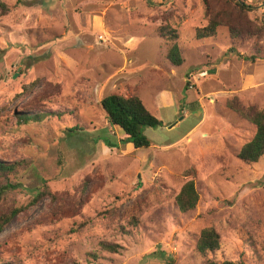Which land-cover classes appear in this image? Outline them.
<instances>
[{"label":"rangeland","instance_id":"1","mask_svg":"<svg viewBox=\"0 0 264 264\" xmlns=\"http://www.w3.org/2000/svg\"><path fill=\"white\" fill-rule=\"evenodd\" d=\"M239 1L264 24V0ZM4 2L0 159L26 166L0 213L26 208L0 234L2 263L264 264V155L257 163L238 157L255 126L227 106L237 95L264 108V36L232 38L220 27L197 38L209 22L204 0ZM207 2L216 11L228 0ZM175 43L180 65L168 57ZM113 92L138 95L163 121L144 128L150 147L124 142L109 123L100 100ZM20 110L50 114L25 123ZM87 177L81 212L56 215ZM191 178L200 200L184 213L175 197ZM45 183L57 201L27 206ZM135 202L142 205L134 212ZM206 227L220 233L221 246L202 254ZM103 240L121 251L103 250Z\"/></svg>","mask_w":264,"mask_h":264},{"label":"trees","instance_id":"2","mask_svg":"<svg viewBox=\"0 0 264 264\" xmlns=\"http://www.w3.org/2000/svg\"><path fill=\"white\" fill-rule=\"evenodd\" d=\"M204 2L206 4V14L209 16V22L206 26L196 29L197 38L215 36L220 27L228 28L232 38L244 40L252 37L261 38L264 36V24H257L255 20L250 18L248 13L250 8L246 3L239 0H228L226 7L224 6L221 10L211 11L207 0H204ZM0 7L3 8L4 11L7 10V4L4 0H0ZM168 57L173 64H182L183 58L180 56V48L176 43L171 47ZM249 58L256 59V56L253 55ZM100 103L106 112L109 123L119 127L124 132L123 141L132 144L135 148L151 146V140L145 135L144 128H157L164 125L161 119L148 110L138 95L133 94L129 96L119 92H113L102 97ZM227 106L230 110L237 112L254 124V135L241 147L238 157L246 163H257L264 155V108L260 109L255 104L245 102L237 95L227 101ZM49 114L50 111L47 110H36L31 113L20 110V113L17 115L20 122L26 123L27 121L40 122ZM25 166V161L23 159L20 161H6L0 159V203L4 201L10 192L17 190L19 182L14 181L12 177H17L20 169ZM189 171L196 176V171L194 169ZM189 171L186 172V175L189 174ZM90 181V177H87L81 184L80 194L76 195L68 204H61L59 207H56L55 214L59 215V217H65L67 214L72 213L79 214L81 208L85 204V200L88 201L90 198V191L84 194ZM43 186L37 188L39 192L35 194L33 200L27 206L34 205L46 196H50L53 203L57 201V194L52 193L46 183ZM199 200L200 193L194 178L189 179L175 197L178 209L184 213L194 210ZM141 205L142 203L135 202L133 211H138ZM25 208L26 206L17 207L11 205L6 211L0 213V234L5 230L12 219ZM129 221L131 225L137 226L139 219L133 214L130 216ZM100 245L103 250L112 253H119L122 249L120 244L107 240L100 241ZM220 246L221 235L214 227H206L201 231L197 242L199 252L202 254L215 252L219 250ZM93 255L97 257L96 253H93ZM2 262L3 261L0 260V264H22L12 261ZM225 263L227 264V262ZM74 264L80 263L76 261ZM171 264H175L173 260ZM209 264L218 263L212 262Z\"/></svg>","mask_w":264,"mask_h":264}]
</instances>
